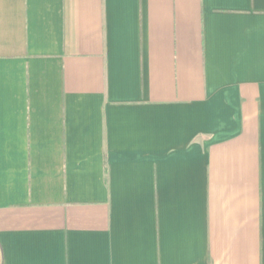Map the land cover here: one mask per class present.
I'll list each match as a JSON object with an SVG mask.
<instances>
[{
	"label": "crops",
	"instance_id": "crops-1",
	"mask_svg": "<svg viewBox=\"0 0 264 264\" xmlns=\"http://www.w3.org/2000/svg\"><path fill=\"white\" fill-rule=\"evenodd\" d=\"M0 264H264V0H0Z\"/></svg>",
	"mask_w": 264,
	"mask_h": 264
}]
</instances>
